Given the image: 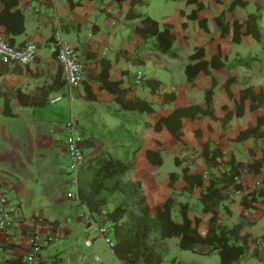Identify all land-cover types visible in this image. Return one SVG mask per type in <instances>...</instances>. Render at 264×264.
<instances>
[{
    "label": "crops",
    "instance_id": "crops-1",
    "mask_svg": "<svg viewBox=\"0 0 264 264\" xmlns=\"http://www.w3.org/2000/svg\"><path fill=\"white\" fill-rule=\"evenodd\" d=\"M232 1L146 0L142 5H135L136 11L156 20L160 28L169 26L174 37L171 49L176 54L171 56L153 50L152 38L145 42L131 33L138 19L125 17L129 8L125 0H18L17 8L24 15L25 27L22 33L10 34L9 37L12 44L19 46L34 42L37 51L34 59L24 65L0 58V186L8 191L12 207L10 219L16 225L5 242L4 259L8 264H19L21 261L27 246L26 231L41 237L59 232L60 236L54 243L42 248L41 261L45 264H54L53 260L62 264L57 258L62 254L65 255L64 264H93V253L100 249L106 264L113 263L110 256L114 264H123L111 247L108 248L110 256L105 251L101 236L94 224L88 221L89 216L95 218L94 213L80 200L77 203L66 196L68 191H74V195H77L78 172L84 164H81L77 174L69 173L63 124L70 119H73L83 138L85 162L94 156L96 149L117 156H124L125 153L132 156L133 167L124 179L136 176L145 183L152 199V214H155L156 206H162L171 196L172 218L181 222L180 206L186 204L191 226L196 227L201 236L208 230L211 212L203 209L200 195L206 190L210 178L228 174L231 164H242L246 169L253 159L262 158L260 173L254 177L250 172L243 171L238 177L241 187L234 189L229 186L223 190L226 197L215 209L217 221L221 224L232 226L239 221L244 223L240 234L247 235L248 248L242 257L231 264H264V244L256 243V238L264 234V137L236 139L241 130L256 125L258 116L264 117V104L252 109L256 101L245 97L242 113H235L242 89L251 88L255 93H264V60L259 57L252 59L249 66L242 65L241 61L231 69L235 75V80L229 86L231 96L224 87L226 73L210 68L216 78L211 104L215 117L202 113L181 117L179 140L165 126L159 130L154 128L159 118L170 115L177 107L191 104L207 107L205 90L211 86L212 77L200 71L190 83L185 72L186 65L196 61L191 60L190 55L198 47H203V58L207 60L220 49L225 62L261 53L259 43L250 35L241 34L240 40L234 42L231 25L225 36L220 34V27L214 18L228 9ZM243 1V4L236 3L232 7L224 18L225 22L230 24L235 19L241 23L249 13L256 11V0ZM193 11L205 19L207 29L201 27L197 19L188 16ZM241 29L244 30V26ZM3 31L4 26L0 25V33ZM60 40L74 48L83 64V81L72 88L66 85V81L59 87L55 83L48 101L35 103L39 99L41 86L51 84L57 76L59 80L65 79L61 66L49 49L51 43ZM123 48L133 51L129 53L132 55L129 57L120 51ZM102 57L111 61L108 70L110 79L122 78L123 88L132 85L130 90L122 91L124 98L134 101L136 98L143 99L149 102L152 110L140 112L136 108L121 107L115 99V91L98 86L101 69L98 60ZM137 58L143 61L138 62ZM148 60L153 61L154 65L160 63L161 68H166V74L175 78L166 83V76L163 77L155 67L152 73L143 72L146 76L143 84H133V75L140 70L134 66L145 64ZM174 79H178V83L176 81L175 84ZM84 83L90 86L94 99L86 98ZM22 92L33 96L32 104L20 98ZM54 94L61 97L51 103L49 97ZM168 94L173 97L165 98L164 95ZM68 97L69 113L63 102ZM227 112L231 115L224 123ZM261 129L264 131V123ZM215 147L220 150L221 156L217 157L216 164L208 165L205 152ZM148 149L159 153L162 159L160 165L148 160ZM182 155L187 157L184 161L179 158ZM176 157L180 161L178 166L172 171H164L166 159ZM184 166L188 167L189 174L202 173L201 185H194L192 189H178L169 185L172 173L176 176L175 184L184 183ZM258 178L262 183L256 186ZM253 187L261 191L252 203L256 208H244L240 203L241 197L249 196ZM100 208L110 207L101 205ZM254 209H258V212ZM27 211H30L29 216L25 215ZM241 211L244 218L240 216ZM169 239L180 249L177 246L178 237L168 238L164 264L170 260L166 259L170 254ZM192 252L205 258L189 262L184 258L181 264H210L207 258L212 253L218 254L216 250L206 249ZM251 259H256L257 263Z\"/></svg>",
    "mask_w": 264,
    "mask_h": 264
},
{
    "label": "trees",
    "instance_id": "trees-1",
    "mask_svg": "<svg viewBox=\"0 0 264 264\" xmlns=\"http://www.w3.org/2000/svg\"><path fill=\"white\" fill-rule=\"evenodd\" d=\"M125 1L129 5L125 17L128 19H138L134 22L131 33L139 40L145 42H148V39L152 38L151 47L153 50L156 49L160 53L171 56L176 55L171 49L174 37L170 32L169 26L165 25L160 28L156 20L136 11L134 8L135 5L144 4L146 0ZM236 3L243 4L244 1L233 0L228 9L214 18V21L220 27V34L225 36L229 30V25H231L233 30L232 40L234 42L240 40L241 34L250 35L259 43L261 53H255L241 58L236 57V61L225 62L221 58L220 49L212 53L210 59L207 60L203 58V47H198L190 55V59L196 61L188 63L185 67V72L187 80L190 83L193 82L200 71L212 77L211 86L205 90L207 107L202 108L195 104L177 107L170 115L159 118L154 124L156 130L165 126L179 140L181 136V117H193L199 113L209 114L215 117L211 110V104L216 78L212 75L210 68L226 73L224 87L231 96L229 86L235 80V75L231 73V69H234L241 61L242 65L249 66L252 59L259 57L261 60H264V22H262L264 1L256 0V11L249 13L243 22L240 23L233 19L229 24L228 21H224V18L231 12L232 7ZM17 4L18 0H0V25L4 26V31L0 35L10 43L12 41L9 35L22 33L25 27L24 15L17 8ZM188 16L197 19L200 26L207 29L205 19L199 16L197 11L191 12ZM243 26L244 30L241 29ZM50 39L52 40L53 38ZM120 51L127 56L132 55L129 53L133 52L128 48H123ZM137 61L142 62L143 59L137 58ZM98 62L101 66L98 75V86L115 91V99L120 103L121 107L128 109L136 108L140 112L152 110L149 102L143 99L136 98L134 101L124 98L122 91L130 90L132 85L128 84L123 88L121 86L122 78H109L108 70L111 63L109 58L102 57ZM64 81L65 79L59 80L57 76L51 84L41 86L38 93L39 99H36L35 103H46L49 94L55 88V83L59 87L64 84ZM84 88L86 98L94 99L95 95L91 92L90 86L87 83H84ZM164 97L172 98L173 95L168 94L164 95ZM245 97H250L256 101V104H252V109L256 108L258 104H264V93L262 91L255 93L251 88H244L240 92V103L237 105L236 115L242 113V102ZM20 98L29 104L33 102V96L23 92L20 93ZM230 115V112L226 113L224 123ZM263 123L264 117L258 116L256 125L241 130L236 136V139L243 140L249 136L264 137V131L261 129ZM75 129L77 130L76 125ZM95 152L94 156L84 162L79 169L76 193L81 203L90 212L94 213L95 218L111 226L110 232L113 237L111 248L114 255L123 264H164V256L168 251L167 239L174 236L178 237L177 246L180 249L191 251L204 249L208 251L216 250L220 258V264H231L246 253L248 248L246 242L247 235L240 234L244 226L243 221H239L232 226L221 224L217 221L215 207L226 197L223 190H227L229 186H232L234 189L241 187L238 177H240L243 171L250 172L254 177L260 173L263 162L262 158L253 159L247 165L246 169L244 168L246 166L242 164H231L228 174L222 173L219 176H212L210 178L206 190L200 195L203 209L211 212L208 230L204 236H201L196 227L191 226V222L186 214V204H181L180 206L182 221L177 222L172 218L173 199L171 196L165 200L162 206H156V212L152 214V199L145 183L136 176H130L124 179L126 173L133 167L132 156L130 157L127 153L124 156H117L99 149H96ZM146 155L152 164L160 165L162 163V159L156 150L148 149L146 150ZM219 156H221V152L217 147L208 148L205 152V159L208 165L216 164L217 157ZM175 161L177 164L180 162L177 157ZM187 171L188 167L184 166L182 168L184 183L180 185L175 184L174 177L176 176L172 173L169 185L173 188L177 187L178 189H192L194 185L202 184L203 178L201 172L189 174ZM260 193V189L253 187L249 196L246 194L241 197L240 203L244 208L255 207L252 203L258 196L257 194L260 195ZM101 205L109 206L110 208L101 209ZM254 210L258 212V209ZM240 216L244 218L243 211L240 212ZM40 264H45V262L41 261Z\"/></svg>",
    "mask_w": 264,
    "mask_h": 264
},
{
    "label": "built area",
    "instance_id": "built-area-1",
    "mask_svg": "<svg viewBox=\"0 0 264 264\" xmlns=\"http://www.w3.org/2000/svg\"><path fill=\"white\" fill-rule=\"evenodd\" d=\"M50 52L55 56L59 65L61 66L66 85L69 88L81 83L84 78V67L81 61L77 58L75 50L69 44L64 41L51 43L49 46ZM37 51V46L34 42H27L24 45H15L4 39L0 35V58L9 62L17 64H28L31 62ZM145 74L138 70L135 72L132 78V83L141 85L145 81ZM60 95L54 94L49 97V102L54 103L60 99ZM66 130L64 136V145L66 154L68 156V170L70 174H77L79 167L85 162L86 153L85 148L82 145V136L75 129V122L73 119L64 123ZM262 181L258 178L255 185H259ZM66 196L73 198V200L79 203V198L74 195V191H68ZM12 213V207L10 205V199L8 197L7 190L0 186V264H8L5 255V242L10 237V231L16 226L10 219ZM102 213H104L102 211ZM88 221L93 223L97 233L102 237L105 243L111 246L112 240L110 238V225L99 221L93 216L88 217ZM60 236L59 232H52L44 237L37 234L26 231L25 239L27 246L24 248V253L19 264H40L41 251L46 244L54 243ZM256 243L264 244V234L256 238ZM93 264H103L102 259L98 254L93 257Z\"/></svg>",
    "mask_w": 264,
    "mask_h": 264
},
{
    "label": "rangeland",
    "instance_id": "rangeland-1",
    "mask_svg": "<svg viewBox=\"0 0 264 264\" xmlns=\"http://www.w3.org/2000/svg\"><path fill=\"white\" fill-rule=\"evenodd\" d=\"M160 63H158V64H156V65H154V63H153V61H151V60H148V62L147 63H145V64H140V65H138V66H134V67H137V68H140V70L142 71V72H147V73H152V71L154 70V68L155 67H157V68H155V70H157V71H161V74H163V77L164 76H166L165 77V79H164V81H166V83H168L169 84V82H171L172 80H173V78H175V77H171V76H168V74H166V68H161L160 66ZM131 67H133V66H131ZM134 69V68H133ZM175 73L177 74V69L175 70ZM166 74V75H165ZM176 81H177V83H178V79H174V83L176 84ZM69 98L70 97H68V98H66V101L64 100L63 102H65V105H66V107H65V109H66V111L69 113ZM53 108V107H52ZM179 158L180 159H182L183 161L185 160V158H187V157H184L183 155L182 156H179ZM181 160V161H182ZM178 166V164L176 163V161H175V159L173 158V160H172V158L170 159H166V163H164V165H163V170L164 171H172V170H174L176 167ZM207 176V175H206ZM7 193H8V191H7ZM8 197H10L9 196V194H8ZM25 215L26 216H29L30 215V211H27V213H25ZM109 234H110V238H111V240L113 241V237H112V233L111 232H109ZM101 240L103 241V239H102V237H101ZM172 241L173 240H170L169 239V242H171V247H170V254L166 257V259L168 260L169 258H170V260L168 261V262H166L165 264H181V262H182V260L185 258L186 260H188V262L190 261V260H192V259H197V260H203L205 257L204 256H201L200 254H198V253H194V252H192L191 250H185V249H177V247H175V245L172 243ZM104 242V246H105V251H107L108 253H109V256H110V252H109V249L108 248H110L111 246L109 245V244H107V243H105V241H103ZM173 247H175L174 248V254L172 253V250H173ZM95 254H98L99 256H100V258L102 259V249H100V250H97V252H94L93 253V255H95ZM93 255H92V257H93ZM63 256H65L64 254H62V256H58L57 258H60V260L62 261V264H64V259H65V257L63 258ZM172 256V257H171ZM175 257V260L173 259ZM56 258V259H57ZM63 258V259H62ZM113 257H109V259L110 260H112L113 261V263L112 264H114L115 262H114V260L112 259ZM208 259V262H211L210 264H215V263H219V258H218V254L217 253H212L211 254V256L210 257H208L207 258ZM252 260V262L253 263H257V260L256 259H251ZM52 262H54V264H57L56 263V261L55 260H53ZM102 262H103V264H106L104 261H103V259H102Z\"/></svg>",
    "mask_w": 264,
    "mask_h": 264
}]
</instances>
